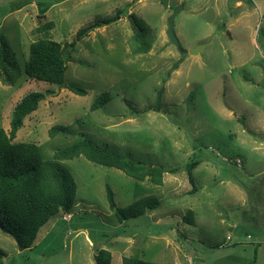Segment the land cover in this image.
<instances>
[{"label": "rangeland", "instance_id": "obj_1", "mask_svg": "<svg viewBox=\"0 0 264 264\" xmlns=\"http://www.w3.org/2000/svg\"><path fill=\"white\" fill-rule=\"evenodd\" d=\"M179 5L173 24L182 56L166 37L167 19ZM117 11L119 21L98 23ZM130 14L149 28L146 54L133 53ZM48 22L54 28L47 35L35 32ZM81 28L87 30L67 62L65 82L86 95L26 78L23 66L32 42L49 37L70 43ZM260 28L264 0H0V32L22 72L14 86L0 82V129L8 131L23 95L50 89L56 96L39 103L14 139L39 146L44 161L82 134L121 157L179 168L156 186L83 156L61 161L76 183L71 219L54 216L40 228L33 247L22 251L0 230L3 264H94L95 249L108 250L112 264L133 254L157 264H175L183 256L185 264H246L256 249V264H264V148L255 146L264 142ZM198 46L201 51L190 55ZM102 92L110 101L90 111ZM53 125L67 127L70 134L49 138ZM193 158L200 161L192 171L197 191L186 194L191 186L183 166ZM237 181L258 196V204L248 202ZM106 185L120 208L150 195L159 206L119 221L109 209ZM188 210L192 224L182 220ZM240 230L250 239L241 240ZM226 238L229 245H221Z\"/></svg>", "mask_w": 264, "mask_h": 264}, {"label": "trees", "instance_id": "obj_2", "mask_svg": "<svg viewBox=\"0 0 264 264\" xmlns=\"http://www.w3.org/2000/svg\"><path fill=\"white\" fill-rule=\"evenodd\" d=\"M120 18V11H117L113 16L105 17L98 23L105 26L119 21ZM129 18L135 44L133 53L146 54L151 40L149 28L134 14H130ZM52 28L53 23L48 22L36 27L35 32L46 34ZM86 30L87 28L79 29L75 39L70 43L61 44L49 37H42L32 42L29 45V56L23 66L26 78L53 84L58 90L67 89L78 96L86 95L85 89L65 82L67 62L75 51L76 42L83 37ZM257 35L264 42V29L260 28ZM21 73L20 65L9 46L7 37L0 32V82L14 86L19 81ZM54 96L56 92L50 89L44 92L26 93L12 109L8 131L0 129V230L12 233L23 249L33 247L40 228L51 218L59 213H71L76 195V183L61 161L83 156L91 163L114 168L136 181L148 179L156 186L163 185L165 173L175 174L179 171L178 167H154L121 157L100 148L82 134L75 143L56 150L53 160L49 161L42 159L40 148L36 144L14 142L25 118L37 110L41 101ZM110 99L109 93H100L90 105V111L104 107ZM191 100L192 93L187 96V101L191 102ZM47 134L49 138H53L57 135H68L70 131L63 125H53L48 129ZM199 163V160L193 158L183 166L191 186L186 194H194L197 191L192 171ZM238 184L247 193L250 204L255 206L259 203L258 196L254 198L252 191L245 184L239 182ZM105 191L109 209L119 221L139 217L147 211H154L159 206V200L150 195L134 201L125 208H120L116 205L109 186L106 185ZM182 220L192 224L193 212L188 210ZM4 257L5 253L0 249V264H3ZM93 261L94 264H112L111 253L105 249H95ZM121 264L157 263L123 257Z\"/></svg>", "mask_w": 264, "mask_h": 264}, {"label": "water", "instance_id": "obj_3", "mask_svg": "<svg viewBox=\"0 0 264 264\" xmlns=\"http://www.w3.org/2000/svg\"><path fill=\"white\" fill-rule=\"evenodd\" d=\"M181 10H182V5L177 6L175 8V10L172 12V14L169 16V18L167 19L166 37L168 39V42L176 48L178 54L182 56L184 54V50L180 46V43H179V41H178V39H177V37H176V35L174 33V24H173L174 17ZM100 25L103 26L102 24H100ZM100 25H98L96 27H101ZM227 35H228V33H227ZM201 49H202V47L198 46V47L190 50L189 54L190 55L197 54L198 52L201 51ZM181 62H182V58L178 59L177 62L173 65V69H176L178 67L179 63H181ZM148 213H150V211ZM3 232H5V231H3ZM5 233H8L9 235H11L14 238L16 244L19 247V250L22 251L23 248L20 247L19 242L16 239V237L12 233H9V232H5ZM132 259H136L135 254H133Z\"/></svg>", "mask_w": 264, "mask_h": 264}, {"label": "crops", "instance_id": "obj_4", "mask_svg": "<svg viewBox=\"0 0 264 264\" xmlns=\"http://www.w3.org/2000/svg\"><path fill=\"white\" fill-rule=\"evenodd\" d=\"M42 18H44V17H42ZM53 26H54V24H53ZM35 27V26H34ZM33 27V28H34ZM32 28V29H33ZM54 28V27H53ZM52 28V29H53ZM31 29V30H32ZM254 144H255V141L253 142ZM255 146H258V147H260V148H264V142H258L257 143V145H255ZM234 182H236V181H234ZM238 186V185H237ZM238 187H240V186H238ZM240 189L242 190V188L240 187ZM243 191V190H242ZM244 194H245V192H244ZM247 200V199H246ZM150 213H152V212H150ZM193 220H194V216H193ZM238 225H234V227H237ZM241 234H240V238H241V240H245V238L246 239H250V235L249 234H247V233H245V232H243V231H239ZM230 240L231 239H229V240H227V238H226V241L227 242H224L223 244H221V245H225V244H227V245H229L228 244V242H230ZM241 242H245V241H240V243ZM264 242V241H263ZM258 244V243H257ZM221 245H218V247H221ZM253 254H254V257H253V259H251L248 263H246V264H249V263H251V262H253V264H256L257 262H258V257H257V255H256V249L254 250L253 249ZM123 254H124V252H123ZM123 257H132V256H129V255H121V262H122V258ZM92 258H93V255H92ZM112 259V258H111ZM94 262V261H93ZM111 263H112V261H111ZM175 264H185V259H184V256H183V259H180V260H177L176 261V263ZM188 264H191V261L190 260H188Z\"/></svg>", "mask_w": 264, "mask_h": 264}, {"label": "built area", "instance_id": "obj_5", "mask_svg": "<svg viewBox=\"0 0 264 264\" xmlns=\"http://www.w3.org/2000/svg\"><path fill=\"white\" fill-rule=\"evenodd\" d=\"M234 163H235L237 166H240L242 162H241L240 159H236V160H234ZM61 218H62V220L67 221V220L70 219V214H64ZM227 240H229V238H227Z\"/></svg>", "mask_w": 264, "mask_h": 264}]
</instances>
